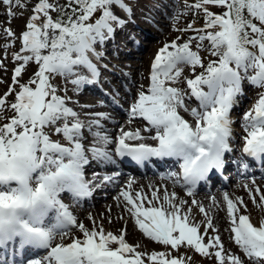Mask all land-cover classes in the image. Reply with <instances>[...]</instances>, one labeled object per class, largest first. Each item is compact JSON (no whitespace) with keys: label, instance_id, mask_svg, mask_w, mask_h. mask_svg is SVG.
Instances as JSON below:
<instances>
[{"label":"snow or ice","instance_id":"obj_1","mask_svg":"<svg viewBox=\"0 0 264 264\" xmlns=\"http://www.w3.org/2000/svg\"><path fill=\"white\" fill-rule=\"evenodd\" d=\"M0 3L9 5V16L17 15L12 5L27 8L25 0ZM184 7L202 13L203 26L194 27L193 20L186 28L175 29L195 35L183 42L177 36L158 49L150 67L149 85L147 89L140 86L128 109L129 122L143 119V132L154 133L151 135H144L139 128L121 127L113 138L104 123H115L109 113H90L87 121L82 120L69 106L79 101L67 95V88L61 90L53 82L63 77L77 93L83 86L99 82L100 66L94 58L98 61L104 53L97 45L103 47L118 28L130 22L133 7L127 0H66L65 4L37 0L20 37L11 28L4 30L10 38L5 49L17 39L21 46L12 54V59L20 62L14 68L12 84L0 96V120L7 121L0 123V264H7L11 253L26 249L45 252L26 264H187L191 260L173 256L170 251H138L139 245L126 241V228L119 234L105 232L103 225L93 220V227L88 229L77 223L61 199V194L67 193L79 202L92 195L94 180L113 181L114 176L99 177L98 173L89 180L85 168L93 162L114 164V155L137 165L153 158L174 159L181 174L169 172L168 177L177 183L182 179L189 196L198 184L226 169V154L233 151L231 112L237 98L244 95L245 82L252 88H264V0H195L192 4L184 0ZM193 41L197 42L196 50ZM201 49L214 59L205 63ZM29 63L36 64L37 70L22 83L20 78ZM183 66L190 69L184 78L186 90L173 86L180 82ZM192 100L198 107L189 109L186 101ZM181 109L192 117L191 122L181 115ZM8 110L13 113L11 117L4 115ZM241 127L243 153L264 165V92L244 113ZM85 132L91 137L87 146ZM53 136L62 137L66 143ZM249 166L242 163L245 169ZM132 183L121 197L125 210L147 238L177 252L181 246L193 248L204 257H214L217 264H264V220L258 226L253 224L243 197L233 200L227 192L223 196L230 240L243 253L241 257L225 249L219 230L198 201L191 203L206 217L203 232L200 223L191 221V208L183 211L188 202H175V192L165 188L162 197L159 188L151 193L143 188L133 192ZM252 185L254 188L244 187L254 203L259 195L264 206V192L254 180ZM72 227L82 235L69 236ZM209 229L215 234L209 235Z\"/></svg>","mask_w":264,"mask_h":264},{"label":"bare ground","instance_id":"obj_2","mask_svg":"<svg viewBox=\"0 0 264 264\" xmlns=\"http://www.w3.org/2000/svg\"><path fill=\"white\" fill-rule=\"evenodd\" d=\"M25 2H27V5L30 6L29 8H19L15 5H12V11L17 14L15 16L7 15L9 5L0 3V59L3 60V67H0V81H2L0 82V96H2L8 90L9 85L12 84V77L14 73L12 68H15L20 63L19 61H15L12 59V54L20 50L21 42L17 39L12 47L5 49L3 46L9 43L10 38L5 35L4 30L6 28H11L13 33H15V36L20 37L22 32L25 30V26L28 21L26 16H31L33 14L32 8L36 4L37 0H33L31 2L25 0ZM156 2V4H152L153 6H147L149 10L151 9V14H153L152 17L157 20L159 14L164 11L165 7L168 8V10H170L171 13L175 16L174 24L176 25V29H183L188 26L189 19H187V15L190 14L191 11H182L185 7L182 6L181 0H173V4L169 5L167 3H161L160 0H157ZM118 14L122 17L127 18L123 12H119ZM147 14L149 13L146 11H135V14L131 15L132 19H130V22H128L122 29L118 28L112 40H109L103 47L97 45L98 51L104 49L106 54L113 55V58L108 56L103 57L98 61H96L94 58V62H96L100 66L101 72L99 82L97 84L83 86L82 91L77 93L71 83H65L68 89L67 95L71 96L74 101H79V104L70 103L69 106L73 107L81 114L82 120L87 121L90 118V116L87 114L95 113L96 111L111 114V112H108L110 109H114L116 112L126 118L125 120H123L124 123H121L111 115L115 121V123L113 124L116 125L115 129L110 133L113 138L118 134V129L121 127L132 130L139 128L142 130V133L144 135L154 134L143 132V129L146 126L145 121L138 122L140 121L139 119H132L131 122H129L130 118L127 114V105H129L131 101H134L136 97L135 92L139 90L142 83H149L148 77L150 74L151 63L158 49L161 48L162 44H157V46H155V44H149L151 41H153L152 37H145V35L134 37L130 33L131 29H144L145 22L142 21H148V18H145ZM162 17H160L158 20H160ZM169 18L173 19L171 18V16H169ZM175 32L177 34L175 33L173 36H168L170 40H175L177 36L182 34H185V36H182L181 41L179 42H183L187 38L191 37L190 31ZM142 41L146 43L148 41V43L146 44ZM193 45L194 43L192 44V46ZM130 47H136L140 54L152 52L149 56L143 55V57H141L142 59H138V67L136 71H131V69H133L131 67L132 63L129 62L132 61L130 60L131 58L135 57L134 54L136 52L134 50L133 52L129 51ZM200 55L205 60H208L211 57L205 50L201 51ZM31 65L33 66L35 64L29 63L26 66L25 71L29 70ZM103 65H107V68H104ZM128 73H130V76ZM115 75L116 78H114ZM111 78L114 80H110ZM55 79L56 85L62 90L59 81H63L65 79L63 77H56ZM118 82H121V88H115L114 84ZM105 85L109 88H114V92H116L117 94V99L123 101L122 105H119L117 102L114 104L113 99L107 97L101 91L100 88H103ZM244 87V95L240 96L243 104L247 103L249 100L248 93H252L254 99L258 100V94L264 92V88H252L248 84L247 86L244 85ZM124 93H126V97L123 96ZM59 94L63 95L64 93L63 91H61ZM87 94H91L93 97L85 99L84 97ZM100 97H105L106 104H100ZM12 99V97H9V100ZM195 104V100L189 102V109H191L192 106L194 107ZM82 105H92V107L84 108L81 107ZM242 110L243 107H240L239 103H237L233 108V112L235 114L241 113ZM180 111L181 115H183L185 119H188L190 122L192 121V117L188 113L184 112L182 109ZM4 115L6 117H11L13 113L11 111H6ZM239 118L241 117H238L236 123L241 126V119ZM4 122L7 121L0 120V123ZM235 133L236 135H233V139L230 140V145L233 151L230 154H226V160L230 163L227 168V175L229 176L228 182L217 183L218 188L207 190L208 194L202 195L195 193L189 196L187 191H183L184 187L181 186L180 182L177 183L176 180L168 177L167 173H169V171L173 168L171 164H157L155 169H148L146 175L151 176L136 179L135 176H127L125 173L119 174V172H117V164L115 163L98 164L96 162H93L91 166L85 168L86 171H90L87 174L89 177L92 178L93 173H98L99 177H103L107 173H110L109 176H114L115 179L108 183L103 182L101 179L94 180L93 186L97 187V190L93 194L94 196L92 198V201L86 202L83 207H76L68 201L66 202L63 200V202L69 205V210L73 213V215H75L77 223L82 222L88 229H91L93 227L92 221L95 220L97 224L103 225L105 232L111 231L114 234H119L124 226V218H127V239L130 244L139 245L138 251L146 253H151L153 251L166 252L170 251V246H164L160 243L152 241L151 239L147 238L141 230H139L138 226L135 225L134 219L130 217L129 213L125 210V202L121 197V192L126 189L129 182H133V192L143 188L145 192L151 193L154 188H159V195L161 197L163 196L164 189L166 188L169 193H176V203H179L180 201L188 202L184 205L183 211H187L189 207L191 208L190 219L194 223L201 224V232L204 231V223L206 222V217L199 211L198 205L192 204L191 202L193 200H196L200 204H202L207 210L209 216L212 218L214 228L219 230V235L221 236V240L224 243L225 249L230 250L231 252L239 254L241 255V257H243V253L240 251V249L230 240V223L227 216L226 202L223 200V196L224 193L227 192L229 197L233 200H235L237 197H243L244 203L247 205L246 214L250 213L254 217L264 215V206H261L259 195L256 196V202L254 203L249 196L247 189L244 187V185L247 184L249 187L254 188V186L252 185V181L254 180L255 185H258L261 192H264V172L259 171L257 167L251 163L249 164L250 167L248 170L242 167V163L247 162L245 160V157H243L240 152L243 144L238 145V142L241 139V136L244 134V130L242 129L239 131V133ZM85 136L88 137V139L85 141V144L87 146L91 143V137L88 136L87 132H85ZM238 152H240L239 155L237 154ZM89 159H91L90 155ZM159 170L161 171V173L158 172ZM162 173L166 174L163 175ZM122 187H124V190ZM65 194L66 193H62L61 196ZM117 197H120V199L118 200ZM213 197L215 198V202L212 199ZM240 211L244 212V208L241 207ZM208 234L214 235L215 233L211 229H209ZM81 235L82 234L80 230L76 227H73L72 231L69 232V236ZM205 239H207V237H205ZM56 242H59V236H57ZM65 242L69 241L66 239ZM28 260L29 259L27 257L20 258L15 256L13 260L7 257V264H26V261ZM207 260L210 264H217V261L214 257H207Z\"/></svg>","mask_w":264,"mask_h":264},{"label":"rangeland","instance_id":"obj_3","mask_svg":"<svg viewBox=\"0 0 264 264\" xmlns=\"http://www.w3.org/2000/svg\"><path fill=\"white\" fill-rule=\"evenodd\" d=\"M27 1H29V2H31V1H33V0H27ZM157 0H127V2H129L131 5H132V7H133V14H135V11H138V12H143V11H146V12H148L149 14H147L146 16H145V18H148V21H146V20H143L142 22H145L144 23V29H131L130 30V33L134 36V37H138L139 35L141 36V35H145V37H152L153 38V41H151L149 44H155V46H157V44L159 45V44H161V47H163V45L165 44V43H169V42H171L172 40H170V36H173L176 32V25L174 24V18H175V16L171 13V11L170 10H168V8H165L164 7V11L162 12V13H160L159 14V16H158V18H157V20L154 18V17H152L153 16V14H151V9L149 10L148 8H147V6H153L152 4H156L157 2H156ZM58 2L60 3V4H65L66 3V0H58ZM160 2L161 3H163V4H165V3H167L168 5L169 4H173V0H160ZM181 4H182V6H184V0H181ZM195 2V0H188V3L189 4H192V3H194ZM163 6V5H162ZM161 6V7H162ZM30 6L29 5H27V8H29ZM181 10V9H180ZM214 11H220V9H213ZM182 11H187V12H189L188 10H185V8L182 10ZM53 14V16L55 17L56 16V13L55 12H53L52 13ZM166 14V15H165ZM165 15V16H164ZM162 16H164V17H162ZM169 16H171V18H173V19H170L169 18ZM29 15L28 16H26V18L27 19H29ZM136 17V16H135ZM160 17H162L160 20H158ZM130 19H132V17L130 18ZM187 19H189L188 20V22L189 23H191L193 20H195V25H194V27H196V28H201L202 26H203V23H204V20H203V14L202 13H199V14H197V13H194L193 11H191L190 12V14H188L187 15ZM191 33H190V35L191 36H194L195 34H194V32L192 33V31H190ZM154 33H155V35H154ZM177 34V33H176ZM169 36V37H168ZM180 37H182V36H185V34H182V35H179ZM149 41V40H148ZM148 41H147V43H148ZM142 42H144V41H142ZM144 43H146V42H144ZM146 43V44H147ZM193 43H194V45H195V47H194V45L192 46L193 47V50H196V41H193ZM205 43V45H207V41H205L204 42ZM133 50L136 52L134 55H135V57H133V58H131L130 60H132L131 62H129V63H132V68L133 69H131V71H136V69H137V67H138V59H140L141 57H143V55H150L152 52H146V54H140L139 52H138V49L136 48V47H130L129 48V51H131V52H133ZM101 51H103V53H104V55L106 54L105 53V50L103 49V50H101ZM201 51H203V49H201ZM200 51V52H201ZM107 55H109V56H111L112 57V55H110V54H107ZM142 59V58H141ZM144 59V58H143ZM210 59H214V57H210ZM205 60V59H204ZM209 60V59H208ZM208 60H205V63H207V61ZM140 61V60H139ZM5 66V65H4ZM6 67V66H5ZM17 67V66H16ZM184 67V73H183V75L181 76V78H180V82L179 83H177V84H174L173 86H175V87H179V88H181V89H185L186 90V88H187V86H186V84L184 83V78L185 77H187V76H189L190 75V69L187 67V66H183ZM6 69V68H5ZM12 70H13V72H14V68H12ZM37 70V66H36V64L35 65H31V67L29 68V70H27V71H24L23 73H22V77L20 78L21 79V82L23 83V82H26L32 75H33V73L35 72ZM200 71V69H197V72H199ZM129 74V76H130V73H128ZM71 79V77L69 78V80ZM55 84H56V79L53 81ZM59 83H60V85H61V87H62V89H64V88H67V86L65 85V83H69L67 80H63V81H59ZM128 84V83H127ZM126 84V85H127ZM141 85H143V87L145 88V89H147V87H148V85H149V83H146V82H144V83H142ZM245 86H247V82H245ZM126 88V87H125ZM244 89H245V87H244ZM101 90L102 91H104V90H106V85L103 87V88H101ZM137 92H135V94H136ZM249 94V100H248V102L247 103H245V104H243V102H242V99L240 98V97H238L237 98V103H239V106L240 107H243V110L241 111V113H237V114H235L234 112L231 114V118L233 117V121L235 120H237L238 118V116L239 117H241V118H239V119H241L242 120V118H243V115H244V113L245 112H247L248 110H250V109H252L253 108V106H254V104L257 102V100H255L254 99V97H253V95H252V93H248ZM123 96H125L126 97V93H124L123 94ZM93 96L90 94H87L84 98L85 99H87V98H92ZM13 98V97H12ZM100 101H102L101 102V104H103L105 101L102 99V100H100ZM118 104H120V105H122L123 104V101L122 100H118ZM186 104H189V102L188 101H186ZM80 106V105H79ZM128 106V108H127V112H128V109H129V107H130V104L129 105H127ZM194 107H196V105H194ZM191 108H193V106L191 107ZM8 111H10V110H8ZM96 112H98V111H96ZM95 112V113H96ZM112 113H111V115H113V117L116 119V120H118V121H120L121 123H124V121L123 120H125L126 118L124 117V116H122V115H120L118 112H116L115 110H112L111 111ZM136 119H139L140 121H138V120H135V121H138V122H144V120L143 119H141V118H136ZM106 125H107V128L110 130V131H113L114 130V124H112V123H110V122H104ZM232 127L234 128V129H236L237 131L239 130H242L243 128L238 124V123H234V125H232ZM53 139H60L61 140V142L62 143H66V141H64L63 140V138L62 137H59V136H53ZM123 188V190H124V187H122ZM183 191H185L184 189H183ZM198 194H202V195H205V194H207V192H203V193H198ZM62 198V200H66V201H68V202H70V203H72V204H74L73 203V201L71 200V199H69V198H64L63 196L61 197ZM108 201V200H107ZM248 215L250 216V218H251V220H252V222H253V224H255V225H259L260 224V222L262 221V220H264V215H261V216H253L252 214H250V213H248ZM92 219H93V217H92ZM126 223H127V218H124V226H123V228L122 229H125L126 228ZM73 228V227H72ZM72 228L70 229V231H72ZM69 231V232H70ZM127 228H126V236H125V239H126V241L128 242V239H127ZM129 243V242H128ZM130 244V243H129ZM166 252H169V251H166ZM170 252H171V254L173 255V256H176V255H180V256H187V257H191V260L190 261H187V264H210L209 263V261L207 260V257H204V256H202V255H200V254H198V253H196L195 252V250L193 249V248H190V247H186V246H181L180 248H179V251L177 252V251H175V250H171L170 249Z\"/></svg>","mask_w":264,"mask_h":264}]
</instances>
